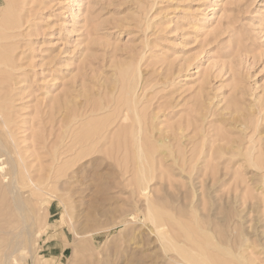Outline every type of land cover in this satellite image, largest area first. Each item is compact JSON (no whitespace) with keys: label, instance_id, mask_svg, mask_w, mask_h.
I'll use <instances>...</instances> for the list:
<instances>
[{"label":"rangeland","instance_id":"rangeland-1","mask_svg":"<svg viewBox=\"0 0 264 264\" xmlns=\"http://www.w3.org/2000/svg\"><path fill=\"white\" fill-rule=\"evenodd\" d=\"M7 1L0 264H187L149 207L181 244L219 221L232 264H264V0ZM130 101L148 184L110 139L126 118L136 139Z\"/></svg>","mask_w":264,"mask_h":264},{"label":"bare ground","instance_id":"bare-ground-1","mask_svg":"<svg viewBox=\"0 0 264 264\" xmlns=\"http://www.w3.org/2000/svg\"><path fill=\"white\" fill-rule=\"evenodd\" d=\"M0 1H4V0H0ZM10 1H12V0H9V1H7V2H10ZM8 4V3H7ZM7 4H5L7 7V11H10L11 10V8H9L8 7V5H10V3L7 5ZM2 5H4V4H2ZM12 5H10V7H11ZM1 8V7H0ZM2 8H4L3 6H2ZM0 9V11L2 10V11H4V9ZM10 9V10H9ZM13 11V10H12ZM11 12V11H10ZM5 12H3V14H4ZM8 12H6V14H4V17H5V15H8L7 14ZM12 13V12H11ZM2 14V12H1V15H3ZM13 14H14V12H13ZM1 15H0V26H1V28L2 27H6V25H8V28H12L11 26H9L10 25V21L8 22V23H6L5 21H6V18L7 17H1ZM10 15V14H9ZM10 18V17H9ZM9 18H7V19H9ZM16 19V21H15V23H14V21H13V23H14V25H16V22H17V18H15ZM12 25V24H11ZM7 27H6V29H4V30H7L8 29ZM9 29V30H10ZM0 31H1V29H0ZM3 31V30H2ZM5 32H8V31H5ZM5 32H4V34H5ZM1 34V33H0ZM8 36V34L6 33V35L4 36V38H8L7 37ZM1 37H2V34H1ZM6 39H4V40H6ZM0 41H1V39H0ZM3 44V43H2ZM3 45H5V44H3ZM1 46V45H0ZM1 49L2 48H4V47H0ZM2 58V57H1ZM1 60V59H0ZM3 61V60H2ZM7 62V61H6ZM1 69V68H0ZM5 72V71H4ZM2 74V73H1ZM129 82V81H128ZM125 85H126V83H125ZM124 85V86H125ZM131 85V84H130ZM132 86V85H131ZM126 88V87H125ZM131 88V87H130ZM122 91H123V89H122ZM128 91H129V89H128ZM133 92V91H132ZM129 93L130 92H127V96H129ZM132 94V93H131ZM122 95V94H121ZM131 96L132 95H130V99H132V98H134V97H132L131 98ZM120 98H121V96H120ZM129 99V100H130ZM123 101L124 99H118V102L119 101ZM133 100V99H132ZM134 101H135V99H134ZM133 101V103H132V101H130L132 104V111H133V114H134V118H135V121L138 123V127H137V130H138V132L136 133V139H134V124H132V120L130 119V118H126V120L125 121H130V124H129V128L127 129V133L125 134L124 132H123V134H122V132L121 133H118L117 132V134H115V135H113V140H112V138H110L111 139V143H114L117 147H118V150L116 151V153L118 152V151H120L121 149H123V148H121V146H123L124 147V154L123 155H120L119 154V156L121 157V156H125L124 158L125 159H129V158H131L132 157V161L134 160L135 162L134 163H136V165L138 166V168H139V172H140V174H141V179H140V182H147L146 180H147V172H146V170L143 168V167H145V164H146V161L148 160L149 161V159L151 158V154H153L152 152H150L149 151V149H148V151L144 148V144H143V142H146L147 140V138L145 137V141H143L142 142V135H143V133H145L144 132V128L142 127V121H141V117L139 116V113H138V110H137V102H134ZM117 102V103H118ZM120 104H121V106H123V108H124V106H125V101L123 102V104L121 103V102H119ZM129 104V103H128ZM129 107V106H128ZM125 108H127V107H125ZM124 108V109H125ZM1 112V111H0ZM134 121V122H135ZM97 125V124H96ZM92 127V126H91ZM121 131H123V130H121ZM92 131H89V134L91 133ZM95 133V132H94ZM93 135V134H92ZM144 137H143V140H144ZM76 138V137H75ZM74 139V138H73ZM95 141V140H94ZM110 141V140H109ZM93 143V142H92ZM166 143V142H165ZM146 144H148V143H146ZM147 146V145H146ZM121 148V149H120ZM110 149V148H109ZM153 149V148H152ZM89 150V149H88ZM113 150V149H112ZM90 151V150H89ZM98 151V150H97ZM108 151V150H107ZM146 151L147 152H149V153H151L150 155V157L148 156L149 154H147L146 153ZM81 152V151H80ZM80 152H79V154H80ZM91 152V151H90ZM100 152V151H99ZM109 152H110V150H109ZM114 152V151H113ZM106 153H108V152H106ZM116 153H114V154H116ZM118 153H120V152H118ZM117 153V154H118ZM123 152H121V154H122ZM75 154V153H74ZM92 154V153H91ZM90 154V155H91ZM147 154V155H146ZM105 155V154H104ZM108 155V154H107ZM146 155V156H145ZM109 156V155H108ZM111 156V158H114L113 157V155H110ZM109 156V157H110ZM115 156V155H114ZM117 157H119L118 155H116ZM78 158H79V156H77ZM119 157V158H120ZM96 158V157H95ZM149 158V159H148ZM117 159V158H116ZM115 160V159H114ZM118 161H119V159H117ZM122 160V159H121ZM150 160H152V158L150 159ZM153 162V161H152ZM124 163H126L125 161H124ZM148 163V162H147ZM123 164V163H122ZM151 164V163H150ZM124 165H126V164H124ZM74 166H75V164H74ZM123 166V165H122ZM135 168V167H134ZM151 173V172H150ZM18 174V173H17ZM76 174V173H75ZM78 174V173H77ZM136 174V173H135ZM151 175V174H150ZM75 179V178H74ZM149 179V178H148ZM18 183V182H17ZM147 184H148V182H147ZM28 186V185H27ZM142 186H144V183L142 184ZM138 189V188H137ZM140 189V188H139ZM144 189H145V196L147 197L148 195L146 194L148 191H146L147 190V188H145L144 187ZM141 192V191H140ZM139 192V193H140ZM14 194H15V192H14ZM30 194V193H29ZM143 195V196H144ZM38 196V195H37ZM151 196V195H150ZM149 197V196H148ZM148 197L146 198V201L148 200H150V199H148ZM22 200V199H21ZM190 200V199H189ZM150 203H151V201H149ZM22 204H24V203H22ZM155 204V203H154ZM153 204V205H154ZM16 208H18V210H20L21 211V203L20 202H17L16 204ZM149 205V204H148ZM152 205V204H151ZM24 206V205H23ZM149 207V206H148ZM152 207V206H151ZM15 208V207H14ZM154 208H158V207H156V206H154ZM225 208H227V207H225ZM162 210H163V208H161ZM222 209V208H221ZM22 210H23V208H22ZM25 210V209H24ZM154 210V209H153ZM161 210V211H162ZM227 209H224V212L226 211ZM15 211V210H14ZM158 210L156 209V212H157ZM231 211V210H230ZM229 211V212H230ZM155 211L153 212L151 209H150V207L148 208V215H147V218L153 223V225H156V230H157V235L159 236V240H161V241H163L162 243H165V245H163L162 247H164V251H166V250H172V251H174V253L176 254V255H178L179 256V258H181L182 260H184L187 264H232L229 260V256H232L233 258L234 257H237L235 254H232V252H231V248H230V242H229V247H228V241H230V240H228L229 238H227L228 236H227V232L225 233V230H223V228H224V226H223V228L221 227V224H218V222H217V224L216 225H220V227L222 228H219L218 226H216L215 227V224H214V226H211V228L209 227H207V225H211L209 222H207L206 224L207 225H205V223L203 224L204 226H206L207 228H208V230H207V228H205V227H203L202 225H201V223L198 221H195L194 222V224L192 225H188L190 228L192 227L193 228V226H194V231H190V228L188 229L186 226V223H185V225H184V222H183V224H181L182 225V232H183V234H185V238H183L185 241H189V244H187V243H185V241H183L182 239V241H183V244H181L180 243V241H177V239H175V237H173L172 235H170L169 234V232H166L167 230H166V228L167 227H169V224L171 225V223H169V221H167V220H165L166 221V223L168 222V226H167V224H165L164 225V221L162 220V217L160 218L159 216L160 215H162L161 213H160V211H158L159 213H160V215H159V213H156ZM190 212H192V211H190ZM220 212H222V211H220ZM123 213V212H122ZM181 213V212H180ZM158 214V215H157ZM171 214V213H170ZM221 214V213H220ZM223 214V213H222ZM231 214V213H230ZM20 215V214H19ZM178 215V214H177ZM219 215V214H218ZM225 216H223L224 218H222L223 220H224V222L225 223H227V221L229 222L230 220H232V219H230V215H228V213L227 214H224ZM22 216V215H21ZM190 216V215H189ZM195 217H196V215H195ZM219 217V216H218ZM217 217V218H218ZM232 217V216H231ZM146 218V217H145ZM164 218V217H163ZM129 219V218H128ZM165 219H167V218H165ZM171 219H172V217H171ZM170 219V220H171ZM181 219V218H180ZM179 219V220H180ZM183 219V218H182ZM196 219V218H195ZM115 220H116V218H115ZM114 220V221H115ZM127 220V219H126ZM147 220V219H146ZM200 220H201V217H200ZM206 220V219H205ZM112 221V220H111ZM130 221V220H129ZM128 221V222H129ZM182 221V220H181ZM213 221H215V220H213ZM32 222V221H31ZM38 222V221H37ZM88 222V221H87ZM110 222V221H109ZM130 222H132V221H130ZM190 222V221H189ZM206 222V221H205ZM172 223H174V222H172ZM179 223V222H178ZM209 223V224H208ZM214 223H216V222H214ZM230 223V222H229ZM89 224V223H88ZM108 224V223H107ZM175 224H177V223H175ZM228 224V223H227ZM225 225V224H224ZM86 226H87V224H86ZM89 226V225H88ZM116 226V225H115ZM167 226V227H166ZM177 226V225H176ZM90 227V226H89ZM172 227V226H171ZM212 227H215V229L214 228H212ZM24 228H26L25 226H24ZM170 228V227H169ZM175 228V227H174ZM171 229V228H170ZM156 230H155V232H156ZM229 230V229H228ZM232 230V229H231ZM22 231V230H21ZM28 231H29V228H28ZM174 231H178V228L175 230L174 229ZM93 232V231H92ZM238 232V231H237ZM94 233V232H93ZM172 233H174V232H172ZM171 233V234H172ZM176 233V232H175ZM180 233V232H179ZM28 234V233H27ZM26 234V235H27ZM87 234V233H86ZM181 235H182V233H181ZM239 235V234H238ZM80 236H82V235H80ZM174 236H175V234H174ZM179 236V235H178ZM177 236V237H178ZM230 236V235H229ZM237 236V235H236ZM86 237V236H85ZM231 237V236H230ZM238 237V236H237ZM180 238V237H179ZM232 239H234V238H232ZM238 239V238H237ZM239 239H240V235H239ZM83 240V239H82ZM228 240V241H227ZM235 240V239H234ZM181 241V242H182ZM232 241V240H231ZM84 243H86V242H84ZM233 243V242H232ZM184 246V247H183ZM186 246V247H185ZM84 247V246H83ZM105 247V246H104ZM234 247V246H233ZM107 248V247H106ZM6 250V249H5ZM17 251V250H16ZM12 252V251H11ZM166 252H168V251H166ZM106 253V252H105ZM234 253V252H233ZM89 255V254H88ZM175 255V256H176ZM178 256H177V258H178ZM231 257V258H232ZM178 258V259H179ZM238 258V257H237ZM97 259H98V257H97ZM234 260V259H233ZM176 261H178L177 259H176ZM239 261H241V260H239ZM246 262V261H245ZM99 263V262H98ZM242 263V262H241ZM87 264V263H86Z\"/></svg>","mask_w":264,"mask_h":264}]
</instances>
